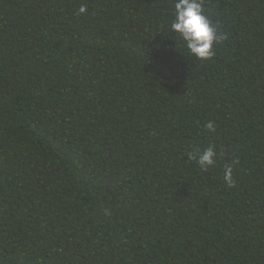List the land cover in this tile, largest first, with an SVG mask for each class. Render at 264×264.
Wrapping results in <instances>:
<instances>
[{
    "label": "trees",
    "instance_id": "trees-1",
    "mask_svg": "<svg viewBox=\"0 0 264 264\" xmlns=\"http://www.w3.org/2000/svg\"><path fill=\"white\" fill-rule=\"evenodd\" d=\"M173 4L0 0V264H264V0Z\"/></svg>",
    "mask_w": 264,
    "mask_h": 264
},
{
    "label": "clouds",
    "instance_id": "clouds-1",
    "mask_svg": "<svg viewBox=\"0 0 264 264\" xmlns=\"http://www.w3.org/2000/svg\"><path fill=\"white\" fill-rule=\"evenodd\" d=\"M173 8L174 19L170 24V33L179 35L190 55L196 59H211L214 45L226 39V36L205 14L203 0H174ZM86 12L87 7L81 5L79 14ZM205 127L209 132L215 131L214 122H208ZM188 158L195 160L206 171L215 165L217 153L213 146H209L203 151L190 153ZM224 181L228 186H234L231 165L225 166Z\"/></svg>",
    "mask_w": 264,
    "mask_h": 264
}]
</instances>
